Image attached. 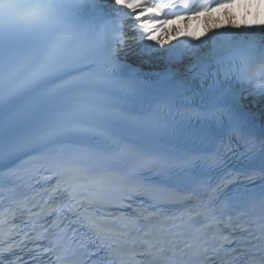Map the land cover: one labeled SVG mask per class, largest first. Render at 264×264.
I'll use <instances>...</instances> for the list:
<instances>
[{"label":"snow or ice","instance_id":"snow-or-ice-1","mask_svg":"<svg viewBox=\"0 0 264 264\" xmlns=\"http://www.w3.org/2000/svg\"><path fill=\"white\" fill-rule=\"evenodd\" d=\"M231 2L220 0V3ZM210 8L211 5H197L194 0L192 3L189 0H0V105H11L24 93H35L52 101L43 114L44 122L23 140L16 139L11 133L0 139V161L7 163L21 154H35L32 158L39 163L36 172L44 169L51 173L43 177L45 182L53 177L56 179L49 198L68 195V202L58 205L56 211H78L82 205L77 194L84 187V178L91 175L83 159L90 153V148L83 141L100 134L93 122L107 116L105 107L88 97L101 89L121 86L127 92L126 99L135 98L140 86L147 83L142 81L136 69L119 63L118 54L127 44L125 27L133 30L129 39L142 51L156 50V45L163 48L165 41L157 39L154 33L163 28L169 18L179 19L182 9L187 10L185 15H195ZM172 9L176 11H170ZM246 27L252 32L242 55L232 41L220 39L226 34L219 32L213 34L212 47L206 52L196 51L199 46L186 42L166 50L170 65L192 57L188 71L199 69L195 76L206 77L209 75L207 70L214 69L212 83L207 88L211 97L208 116L226 121L234 134H242L245 124L256 118V113L245 110L241 93L264 104V25ZM144 41H154V44H144ZM21 44L31 50L27 71L23 76L16 71H3ZM248 57L255 60L252 68L247 67ZM234 81L239 87L234 86ZM158 83L160 94L155 101L156 109L138 114L139 119L153 126L159 125L161 106L174 103L176 85L188 81L181 78L177 69L170 68L161 74ZM260 116L264 119V109ZM261 143L264 145V140ZM216 160L222 162L220 156ZM15 171L10 174L15 175ZM112 178L113 174L106 172L92 177L89 183L103 187ZM125 180L120 178L121 183ZM135 195H145L157 204L191 198L163 185L133 183L127 188V197ZM254 206L259 212V235L253 236L254 242L243 245L238 256L228 262L222 261V264H264V190L254 198ZM121 221L127 226L124 218ZM85 222L102 242L114 234L103 217L92 214L85 217ZM115 235L123 233L116 232ZM231 242L230 235L221 236L214 254L218 255L225 243ZM135 243L133 240L132 244ZM144 243L147 247L141 255L151 258L146 264H176L175 248L168 247L172 242L163 232ZM107 246L111 249L112 243ZM194 247L193 255L203 257L199 264H207L211 259L207 255L208 247L200 243Z\"/></svg>","mask_w":264,"mask_h":264},{"label":"bare ground","instance_id":"bare-ground-1","mask_svg":"<svg viewBox=\"0 0 264 264\" xmlns=\"http://www.w3.org/2000/svg\"><path fill=\"white\" fill-rule=\"evenodd\" d=\"M228 25V23L226 24V26Z\"/></svg>","mask_w":264,"mask_h":264}]
</instances>
